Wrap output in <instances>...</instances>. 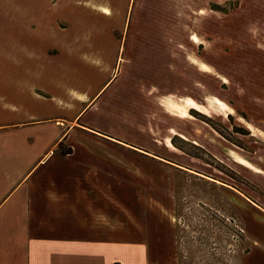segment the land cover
I'll return each mask as SVG.
<instances>
[{
  "label": "crops",
  "instance_id": "1",
  "mask_svg": "<svg viewBox=\"0 0 264 264\" xmlns=\"http://www.w3.org/2000/svg\"><path fill=\"white\" fill-rule=\"evenodd\" d=\"M194 1L137 0L129 7V0H24L25 9L40 16L24 23L48 24L42 12L52 8L65 18L67 26L54 39L23 34L42 49L47 45L41 42L53 43L55 54L66 58L55 65L11 66L4 84L11 93L0 90V264H145L144 223L129 222L121 208L129 168L125 160L113 161V154L120 160L147 155L200 169L230 189L255 241L246 264L253 254L264 261L259 246H264V156L237 150L223 136L181 131L177 120L192 119L168 108L171 101L191 96L181 94L191 80L188 68L177 65L186 52L177 50L176 42L185 45L198 36L191 10L202 12L204 6ZM247 9L263 12L264 19V0H241L239 17L232 14V20ZM248 25L258 27L255 39L264 48V20L255 17ZM134 62L146 75L128 73ZM203 64L208 67L203 62L201 69ZM253 126L257 131L250 135L264 143V126ZM78 133L91 134L98 145L81 141ZM175 136L231 161L250 185L180 148L183 155L171 154ZM193 159L200 163L193 165ZM122 250L133 256L121 258Z\"/></svg>",
  "mask_w": 264,
  "mask_h": 264
},
{
  "label": "rangeland",
  "instance_id": "2",
  "mask_svg": "<svg viewBox=\"0 0 264 264\" xmlns=\"http://www.w3.org/2000/svg\"><path fill=\"white\" fill-rule=\"evenodd\" d=\"M240 1H194L193 4L204 6L202 12L195 7L191 10V27L198 36L193 34L192 41L186 40L185 45L176 42V49L186 52L185 61L177 58V65L181 69L188 68L185 73L191 80L190 87L181 94L192 97L171 101L168 108L178 117L192 119L177 120V128L181 131L223 136L233 148L248 155L258 151L254 157H263L264 143L250 133L257 131L254 124L264 126V48H260L255 39L258 27L248 25L255 17L264 20L263 12L260 16L256 14L260 11L247 9L237 20ZM136 2L129 0V7L135 6ZM23 3L24 0H0V90L7 94L11 93V89L4 85L9 67L28 64V61L55 65L66 58L63 53L55 54L57 50L50 46L53 43L41 42L47 45L42 49L36 45L38 42L29 41L23 34L49 35L54 39L67 26L65 18L52 8L48 13L41 11L49 19L48 24L39 22L36 25L34 20L24 23L25 18L40 16L34 15L39 13L38 10L25 9ZM144 10H147L146 6ZM232 14L238 17L232 20ZM64 15L71 18L70 12H64ZM212 15L219 17L215 19ZM203 17H206L203 19L205 23L200 25ZM180 28L182 26L177 29ZM14 33L19 36V41L14 40ZM132 43V40L129 43L125 41V45ZM24 53L31 54L30 59L25 58ZM126 60L132 62L131 58ZM203 62L208 67L203 64L201 69ZM131 68L128 73L135 76L147 73L135 62ZM191 101L205 106L212 114L209 116L193 109ZM70 125L67 124L65 129ZM77 136L83 142L98 145L89 133H78ZM173 139L178 149L249 184L237 174L231 161L224 160L225 164L205 148L179 136ZM118 156L120 154H113V161L125 160L129 168L124 177L128 196L123 198L121 208L126 211L129 222H138V227L139 222L144 223L145 248L142 255L145 264H246V257L255 241L247 233L242 217L231 202L230 189L205 177L200 169L189 167L190 171L147 155L143 158L132 154L124 158L122 155L121 160ZM140 161L141 164L138 163ZM196 161L199 160L193 159V165L200 163ZM259 246L263 255L264 246ZM119 256L130 258L133 255L122 250ZM247 263L264 264V261L262 256L253 254Z\"/></svg>",
  "mask_w": 264,
  "mask_h": 264
},
{
  "label": "bare ground",
  "instance_id": "3",
  "mask_svg": "<svg viewBox=\"0 0 264 264\" xmlns=\"http://www.w3.org/2000/svg\"><path fill=\"white\" fill-rule=\"evenodd\" d=\"M191 104H192L191 105L192 108L197 110V111H199V112H202V113H204L206 115H209V116L212 114V112L209 109H207L205 106H203L201 104H198L196 102H192ZM170 149L173 152H176V153H179V154H183V152L180 149H178L176 146H174L173 144L170 145Z\"/></svg>",
  "mask_w": 264,
  "mask_h": 264
},
{
  "label": "trees",
  "instance_id": "4",
  "mask_svg": "<svg viewBox=\"0 0 264 264\" xmlns=\"http://www.w3.org/2000/svg\"><path fill=\"white\" fill-rule=\"evenodd\" d=\"M174 140V139H173ZM173 143L175 144V145H177L176 143H175V141H173ZM60 146V145H59ZM182 149H183V147H181ZM62 153H65L66 151H61Z\"/></svg>",
  "mask_w": 264,
  "mask_h": 264
}]
</instances>
